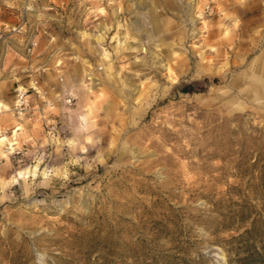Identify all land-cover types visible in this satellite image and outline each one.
I'll list each match as a JSON object with an SVG mask.
<instances>
[{
    "label": "rangeland",
    "instance_id": "374dc122",
    "mask_svg": "<svg viewBox=\"0 0 264 264\" xmlns=\"http://www.w3.org/2000/svg\"><path fill=\"white\" fill-rule=\"evenodd\" d=\"M0 104V264H264V0H0Z\"/></svg>",
    "mask_w": 264,
    "mask_h": 264
},
{
    "label": "built area",
    "instance_id": "2783aa9c",
    "mask_svg": "<svg viewBox=\"0 0 264 264\" xmlns=\"http://www.w3.org/2000/svg\"><path fill=\"white\" fill-rule=\"evenodd\" d=\"M36 46L35 39L29 41V46L27 48V53L30 54L33 48ZM67 103H71V100H68ZM11 112L16 116H22L28 114L31 110V104L28 100V91H21L19 88L15 91V98L10 106ZM2 109L0 107V113Z\"/></svg>",
    "mask_w": 264,
    "mask_h": 264
},
{
    "label": "crops",
    "instance_id": "0c3cea01",
    "mask_svg": "<svg viewBox=\"0 0 264 264\" xmlns=\"http://www.w3.org/2000/svg\"><path fill=\"white\" fill-rule=\"evenodd\" d=\"M24 31H25V30H24ZM20 34H21L23 40L25 41L26 38L28 37V35L25 34V32L20 33ZM13 36H17V35L14 34V35H12L11 37H13ZM40 37H41V35H37L36 38L40 39ZM11 77H12V78H10V79H14V81L12 80V82H11L12 84L10 85L9 93L15 95V91H16V89H17V87H15V84H16V80H17V79L15 78L14 75H11ZM8 82H10V81H8ZM13 100H14V96L11 98V104H12ZM11 104H8V106H11Z\"/></svg>",
    "mask_w": 264,
    "mask_h": 264
},
{
    "label": "bare ground",
    "instance_id": "6f19581e",
    "mask_svg": "<svg viewBox=\"0 0 264 264\" xmlns=\"http://www.w3.org/2000/svg\"><path fill=\"white\" fill-rule=\"evenodd\" d=\"M0 107H1V109H3V108H6V106L4 105V104H0ZM15 134V133H14ZM6 140V138H2V139H0V142H3V141H5ZM19 176H21V174L19 173Z\"/></svg>",
    "mask_w": 264,
    "mask_h": 264
}]
</instances>
